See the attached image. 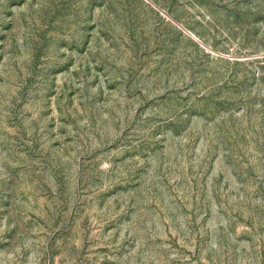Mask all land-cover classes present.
<instances>
[{
    "label": "rangeland",
    "instance_id": "1",
    "mask_svg": "<svg viewBox=\"0 0 264 264\" xmlns=\"http://www.w3.org/2000/svg\"><path fill=\"white\" fill-rule=\"evenodd\" d=\"M0 264H264V0H0Z\"/></svg>",
    "mask_w": 264,
    "mask_h": 264
}]
</instances>
